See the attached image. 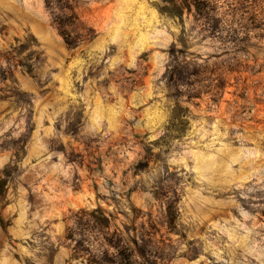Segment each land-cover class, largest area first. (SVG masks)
<instances>
[{
    "label": "rangeland",
    "instance_id": "rangeland-1",
    "mask_svg": "<svg viewBox=\"0 0 264 264\" xmlns=\"http://www.w3.org/2000/svg\"><path fill=\"white\" fill-rule=\"evenodd\" d=\"M0 0V264H264V0Z\"/></svg>",
    "mask_w": 264,
    "mask_h": 264
},
{
    "label": "trees",
    "instance_id": "trees-1",
    "mask_svg": "<svg viewBox=\"0 0 264 264\" xmlns=\"http://www.w3.org/2000/svg\"><path fill=\"white\" fill-rule=\"evenodd\" d=\"M159 11L184 21L185 13L192 14L195 21L211 20V28L217 29L220 12L215 0H161Z\"/></svg>",
    "mask_w": 264,
    "mask_h": 264
}]
</instances>
